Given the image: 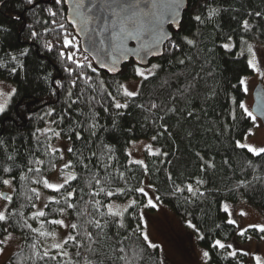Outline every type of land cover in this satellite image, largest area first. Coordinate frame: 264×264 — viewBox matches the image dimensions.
I'll return each mask as SVG.
<instances>
[{"label": "snow or ice", "instance_id": "obj_1", "mask_svg": "<svg viewBox=\"0 0 264 264\" xmlns=\"http://www.w3.org/2000/svg\"><path fill=\"white\" fill-rule=\"evenodd\" d=\"M54 2L60 5L63 0ZM24 3L28 6L26 11L29 14L35 15L39 10L47 11L53 18L58 15V10L42 7L40 0H24ZM71 7L73 23L80 25L79 31L84 32L89 30L90 25H96L91 31L99 39L93 41L91 47L93 58L99 67L94 66L88 55H80L79 42L71 37L63 23L52 19L51 23L57 25L63 33L59 58L64 65L62 71L67 73V77L51 80L50 91L53 96L60 93L66 96L65 107L57 112L54 106H47V110L40 116L45 126L32 133L36 143L26 150V158L22 164L17 163V156L20 154L18 149L12 148L11 142L0 140V254L6 251L4 246L14 239V233L19 230L31 253L25 255L19 264L32 262L34 258H38L43 264H95L92 257L97 255L99 237L106 236L105 229L110 225L125 229V218L138 221L131 232L142 239L146 248L158 247L150 241L145 231L146 223L142 222L143 209H156L161 203L160 196L156 195V186L144 179L129 186L130 178L135 175L132 166H138L142 169L143 176L147 177L150 174L149 165L145 160L134 158L132 152L126 150L129 165L121 170L117 167L119 161L115 158L114 147L106 143L98 133L107 131L101 112L122 115L120 110L128 109L132 103L143 111L157 110L153 123L159 120L161 124L151 137L152 142L158 141L165 134L170 137L171 132L164 122L165 115L178 112L175 106L177 97H171L173 103L163 109L165 115H160L162 105L151 102L145 107L144 104L135 103V98L141 95L139 87L130 90L127 85L117 82L114 90L110 91L103 80L96 81L94 77L101 68L116 73L120 70L118 65L122 61L135 57L134 74L141 81L148 80L161 67L159 64H149V56L179 54L176 62L185 65L192 58L184 49L196 48L202 30L210 28L216 35L213 47L208 49L210 53L214 54L219 49L224 55L245 57L247 68L264 78V61L258 58L256 45L246 38L256 28L255 19H264L262 11L247 13L251 19L242 18L237 21V29L225 31L219 17L227 10L219 0H194V6L193 0H88V3L86 0H75ZM186 15L188 21H185ZM189 24L195 28V32L184 34ZM28 27L32 28L31 25ZM39 35L35 30L30 32L33 38ZM130 42H134L135 46L130 47ZM44 47L52 51L54 46L51 42H46ZM28 55L27 48L18 53L5 51L4 56L8 59H0V69L7 70L9 76H13L18 68H24L22 58ZM44 79L47 81L48 77ZM248 79L246 75L238 76L237 83L232 88L246 94L249 91ZM97 84L102 91L97 90ZM178 94L183 98V91ZM16 95V87L0 80V116L9 110ZM212 95H215L214 90ZM230 99V123L225 131H232L244 121L252 125L245 129L240 139H233L235 149L264 158V146L255 145L248 140L249 136L254 135L253 128L264 124V92L260 94L256 112L250 110L242 98L237 100L235 96H231ZM97 107L100 111H97ZM237 109L240 110L239 115ZM184 115L196 118V113L190 109ZM62 140L67 141L63 147L59 146ZM130 143L135 145L136 141ZM142 146L148 156L163 158L168 155L155 148L153 143ZM83 149L89 153L87 156ZM197 156L202 162L201 171L205 167H213L199 153ZM248 164L255 167L251 160ZM13 172L16 174L13 175ZM49 173H58L59 179L54 181ZM168 179H173L171 174H168ZM195 183L202 185L203 181L198 179ZM5 188L8 191L3 190ZM41 188L51 193L45 198L42 207L39 203L43 195ZM184 191L193 196L203 197L205 194L192 183L186 184L184 188L174 184L173 195ZM222 210L227 214L225 222L233 225L239 236H245L249 229L264 234V224L241 227L232 218L233 212L227 203L222 204ZM237 214L241 217L247 215L243 210ZM188 226L197 233L198 239H205L191 220L188 221ZM60 230L64 231L63 237L59 235ZM115 235L118 237L120 233L116 232ZM127 238L125 233V239ZM118 244H123V241L119 240ZM210 248L231 250L228 252L231 257L251 255L247 251L235 249L231 242L222 239H212ZM119 253L117 258L125 264L143 259L136 252H133L131 258L126 256L123 247L119 248ZM202 257L208 261L211 254L205 250ZM252 259L255 264H264V256L254 255Z\"/></svg>", "mask_w": 264, "mask_h": 264}, {"label": "trees", "instance_id": "obj_2", "mask_svg": "<svg viewBox=\"0 0 264 264\" xmlns=\"http://www.w3.org/2000/svg\"><path fill=\"white\" fill-rule=\"evenodd\" d=\"M40 2L45 9L51 7L53 10H58V15L53 18L47 11L39 10L32 15L26 11L28 6L24 0H0V59H8L4 56L5 51L18 53L22 49H29V55L22 58L24 68H18L15 75L9 76L7 70L0 69V78L12 81L17 88V95L13 97L9 110L0 116V140L11 142L12 148L18 149L20 154L17 156V163L20 164L26 158V150L36 143L32 133L45 125L40 116L47 110V106H54L57 112H60L67 100L63 93L53 96L50 91L51 80L67 77V73L62 71L64 65L59 58L63 33L57 25L51 23V20L55 19L58 23H63L67 32L79 42L80 46L79 38L67 21V6L64 0L60 5L55 4L54 0H40ZM219 2L227 10L219 17L221 27L225 31L237 29V21L242 18L251 19L247 16L249 12H264V0H219ZM185 21H188L187 15ZM254 23L256 28L252 33L247 34L246 38L264 42V19L256 18ZM28 25L32 28L30 29ZM32 30L40 35L36 38L31 37ZM190 32H195V28L189 24L184 34ZM215 39L216 35L210 28L203 29L198 46L190 50L184 49L192 58L191 62L186 61L185 65L176 62L179 54L152 59L157 60L161 67L154 77L141 82L139 87L141 95L135 98V103L144 104L145 107L151 102L157 103L163 106L159 114L165 115L163 109L171 105L173 103L171 97L176 96L175 106L178 112L165 115L164 122L171 136L165 134L158 141L153 142L168 155L163 158L152 157L145 152V162L149 165L150 174L144 177L142 169L133 165L135 175L134 178H130L129 186H134L140 179L153 183L157 189L156 195L160 196L163 203L168 205L177 216L191 220L200 229L205 239L198 240L200 245L210 252L211 264H255L250 261L249 256L231 257L228 255L231 250L210 248L212 239L231 242L237 236L243 242H247L248 237L259 238L263 235L255 229H249L245 236H239L235 227L225 222L227 214L223 212L222 204L245 199L264 213V158L254 157L243 150L235 149L233 144V139H240L245 129L251 128L252 125L244 121L232 131H225V127L230 123L228 117L230 97L235 96L237 100L245 97V93L234 90L232 85L237 83L238 76L249 75L252 71L247 68L245 57L224 55L219 49H216L214 54L210 53L208 49L213 47ZM46 42H51L54 46L52 51L44 47ZM80 55L87 54L81 49ZM134 62L135 60L132 59L123 65L122 70L116 75L99 70L94 79L103 80L105 86L112 91L117 82L121 83V80L136 77ZM46 76L47 81L44 79ZM189 85L191 87H188ZM96 88L102 91L99 84ZM213 90L215 95H212ZM181 91L183 98L178 94ZM97 98L99 99V96ZM189 109L196 113V118L184 115ZM97 111H100L99 107ZM120 111L122 115H116L115 112L107 115L101 112L102 122L107 131L98 135L114 147L115 158L119 161L117 167L124 170L129 165L125 152L129 151L130 142L151 139L159 130L161 121L156 120L153 123L157 110L143 111L134 107L132 103L128 109ZM239 111L237 109V115ZM83 152L85 156L89 154L86 149H83ZM197 153L209 160L213 167H205L201 171L202 162ZM249 160L255 167L249 166ZM15 174L16 172H13V175ZM168 174H171L172 180L168 179ZM198 179L203 181L202 185H196ZM241 181L244 183L240 184ZM173 182L181 188L192 183L205 194L200 197L184 191L173 195ZM137 222L125 218V229L108 226L105 229L106 236L99 237L97 255L92 257L95 264H125L117 258L120 255V247L125 249V255L130 258L133 252L143 257L142 260H133V264H165L159 247L146 248L142 239L132 234L131 228ZM116 232L120 233L118 237L115 235ZM15 233L21 235L22 246L10 257L7 264H19L25 255L31 254L21 232L17 230ZM119 240H122L123 244H118ZM26 264H43V262L34 258L32 262Z\"/></svg>", "mask_w": 264, "mask_h": 264}, {"label": "rangeland", "instance_id": "obj_3", "mask_svg": "<svg viewBox=\"0 0 264 264\" xmlns=\"http://www.w3.org/2000/svg\"><path fill=\"white\" fill-rule=\"evenodd\" d=\"M250 42L256 45L257 56L264 61V42L251 39ZM149 64H158V61L151 60ZM246 76L249 77V91L245 94L243 100L251 110L253 104V90L259 82H262L264 85V78H261L253 72ZM0 80L4 81L5 84L15 87V84L12 81L3 78H0ZM141 82V78L137 76L121 80V83L127 85L130 90L140 87ZM253 133L254 135L248 137L249 142L258 146H264L263 124L257 128H253ZM147 143L153 142L151 139H140L136 140L135 145L130 144L129 151L132 152L134 158L145 160V150L142 145ZM66 144V140L59 142V146L61 147ZM154 147L159 148V146L155 144ZM49 175L52 176L54 181L59 179L58 173H51ZM146 182L148 181L146 180ZM3 190L8 191L6 188ZM40 190L43 193L39 202L42 207L45 203V198L48 195H51V193L42 188ZM226 203L230 206V209L233 212L232 218L236 219L241 227H247L250 224H264V213L259 208L248 203L245 199H240L238 202ZM240 210L246 212L247 215L243 217L239 216L237 213ZM143 213V223H146L145 231L147 232L150 241L158 245L161 249L165 264H211L210 260L205 261L202 257V252L207 249L200 245L197 233L188 226V220H184L177 216L172 209L162 201L158 208H144ZM59 235L60 237H63L64 231L60 230ZM231 243L235 249L249 252L251 254L249 256L251 262L255 263L254 259H252V256L254 255L264 256V234L259 238L250 237L247 242H243L236 236ZM21 246V235L14 233V239L4 246L6 251L3 254H0V264H7L10 257L20 249Z\"/></svg>", "mask_w": 264, "mask_h": 264}, {"label": "water", "instance_id": "obj_4", "mask_svg": "<svg viewBox=\"0 0 264 264\" xmlns=\"http://www.w3.org/2000/svg\"><path fill=\"white\" fill-rule=\"evenodd\" d=\"M74 2H75V0H64L65 5L67 6V21L73 27L76 36L80 40V46H81L82 51L84 53H86L93 60L94 64L96 65L95 59L93 58V56H94L93 49L91 47L92 42L93 41H98V39H99V37L94 35V33L91 31V28L96 27V25H90L89 30H86L84 32L79 31L80 25L79 24H74L73 23V19H72L73 18V9H72L71 5ZM86 3H88V0H86ZM129 46L130 47L135 46L134 42H130ZM85 49H87L88 51L85 52L84 51ZM159 57H161V56H149L147 58L148 59V63L152 59H156V58H159ZM132 59L135 60L136 58L135 57H130L127 61H122L118 65L120 70L118 72H116V73H110L106 69H103V68H101L100 70L105 71V72L109 73L110 75H116L122 70L123 65L129 63ZM96 66L99 67L98 65H96ZM262 92H264V85H263L262 82H259L257 84V86L253 90V104H252V109L251 110L254 111V112H256L257 104H258V101L260 99V94ZM257 115L259 117V113L258 112H257ZM263 127H264V124H263Z\"/></svg>", "mask_w": 264, "mask_h": 264}]
</instances>
